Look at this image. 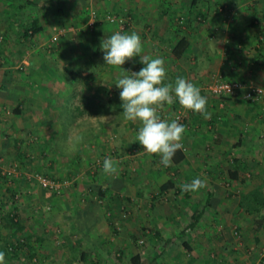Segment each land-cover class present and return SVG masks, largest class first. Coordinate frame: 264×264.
<instances>
[{
  "label": "crops",
  "instance_id": "crops-1",
  "mask_svg": "<svg viewBox=\"0 0 264 264\" xmlns=\"http://www.w3.org/2000/svg\"><path fill=\"white\" fill-rule=\"evenodd\" d=\"M91 11L115 22L90 30ZM115 32H136L142 55L164 60L165 84L181 77L207 98L210 119L178 100L162 109H184L190 124L181 141L187 151L169 167L135 141L141 122L122 115L116 83L145 65L139 56L122 68L105 64L101 43ZM213 76L264 89V0H0V178L4 158L21 164L20 194L39 192L46 235L52 241L58 230L66 247L75 243L72 264H130L134 256L143 264L254 261L264 247V101H246L245 89L212 96L205 87ZM75 131L84 140L69 151ZM105 158L117 174L103 173ZM36 173L69 184L55 194L38 185ZM194 178L207 186L182 192L179 185ZM13 191L15 183L0 187V211L14 220L0 219V242L11 239L5 244L20 232L15 203L3 205ZM47 255L57 262V251ZM69 255L60 253L59 264H71ZM6 261L17 260L6 254Z\"/></svg>",
  "mask_w": 264,
  "mask_h": 264
},
{
  "label": "clouds",
  "instance_id": "clouds-1",
  "mask_svg": "<svg viewBox=\"0 0 264 264\" xmlns=\"http://www.w3.org/2000/svg\"><path fill=\"white\" fill-rule=\"evenodd\" d=\"M101 49L104 53L103 60L108 66L122 68L126 61H131L136 56H139L140 63L145 65L139 72L123 75L116 83V86L122 89V115L126 121L141 122L142 126L135 141H139L144 151L149 155L158 154L164 167L171 166L177 151L184 148L181 141L186 130L178 120L162 119L158 115V109L178 100L182 108L199 113L204 119H210L212 114L207 111V98L201 95L198 87L184 78L177 77L174 84H165L164 60L142 55L141 38L136 32H115L102 40ZM104 122H108L107 117H104ZM83 140L81 132H73L68 140V150L76 151ZM117 172L116 162L112 158H105L103 173L113 176ZM206 186V182L200 178L179 185L181 191L186 193L198 192ZM0 264H7L3 251H0Z\"/></svg>",
  "mask_w": 264,
  "mask_h": 264
},
{
  "label": "rangeland",
  "instance_id": "rangeland-1",
  "mask_svg": "<svg viewBox=\"0 0 264 264\" xmlns=\"http://www.w3.org/2000/svg\"><path fill=\"white\" fill-rule=\"evenodd\" d=\"M224 8H226L224 6ZM222 8V9H224ZM225 10V9H224ZM62 143L63 144V141H59L58 144ZM66 146L68 147V143H66ZM5 160L7 159L8 162H5V164L3 165V168L1 169V175H2V178H0V187L2 189L4 188H7V186H10L12 187L13 184L15 183V191L14 194H15V198L13 196V194H9L10 196V199L9 200H4V203L3 205H6L7 208H11V205L13 204V202L15 203V208H17V211L15 209V218L17 219L16 222H18V226H21L23 228L22 231L20 232H16L15 233V239L13 241H19L21 243H26L30 246H32L33 248V254H34V258L32 260H28V255H29V252L26 251L25 249H18L16 251V254L18 255V257H20L21 259H23V264H49L46 257L49 256L47 254H49V251L51 250V248L54 250V251H57V256L54 258L53 255H51V258L54 260V261H57V262H54L52 264H59V260L57 259L59 257V254L60 253H63V252H66L68 254H70L68 257H69V261H71V264L74 263V260L76 258V251L77 249L74 248L75 247V243H70L68 244L69 246L73 247V249H71V247H66V244L65 242H62L61 238H60V235H59V232L58 230L53 234L51 235L52 241H49V237L47 235H50L49 232H46V227L44 226V210H43V201H41L42 197H40V195L38 194L39 192L35 189H37V187L35 189L32 188V190H35V192L33 193L34 195H30V196H24L23 194H20V190H18V186L20 184L17 183L18 180L16 178V174L17 173H20V170L22 171V167H21V164H19V162H15V164H10V160H8L9 158L6 157L4 158ZM15 165V166H14ZM11 170H14V174L11 175L10 177H7L6 175H4V173H6L7 171H11ZM19 170V171H18ZM42 172V169L41 171ZM35 175V174H34ZM44 175V174H43ZM45 176V175H44ZM56 180H60L59 178L56 179ZM11 182V184H9ZM229 184V186L227 187L232 193L230 195H232L234 198H239L241 196V192H239L237 189H232L231 187V184L230 183H227ZM31 190V192H32ZM12 192V189L11 191ZM32 199H34V204H35V200H36V205H34V207L32 206ZM20 204H26L27 207H30L29 210L27 211H20L19 210V205ZM29 205V206H28ZM0 219H3L4 220H8L11 218V216H9L12 212L11 211H7V210H3V211H0ZM1 221V220H0ZM3 222H0V225L2 224ZM34 226V227H30V228H34V231L33 230H30L28 231V226ZM117 226V225H116ZM117 228V227H116ZM235 229V228H233ZM15 230H16V226H15ZM139 231V229L137 228V232ZM30 233H33L36 235V236H39V237H42V238H45V240H48L47 242H38L36 244H33L31 240H28L27 239V235ZM47 234V235H46ZM233 234L235 237H238V232L237 230H233ZM55 235V236H54ZM48 238V239H47ZM137 238L141 239V238H144L143 236H140V233L138 232L137 233ZM114 239H120V240H124L125 238H114ZM138 239V240H139ZM11 239L7 238L5 239V241L3 240L1 243H4V242H9ZM65 241V240H64ZM142 241H140L141 243ZM139 243V244H140ZM138 244V242H137ZM4 245V244H3ZM36 249H35V248ZM24 248V247H23ZM59 253V254H58ZM14 264H22L20 263L18 260L15 261V262H12ZM12 263H8L7 264H12Z\"/></svg>",
  "mask_w": 264,
  "mask_h": 264
},
{
  "label": "built area",
  "instance_id": "built-area-1",
  "mask_svg": "<svg viewBox=\"0 0 264 264\" xmlns=\"http://www.w3.org/2000/svg\"><path fill=\"white\" fill-rule=\"evenodd\" d=\"M222 12V9L219 10ZM98 22H115V18L109 14L101 17L96 11H91L89 19L86 23L88 29H93ZM57 38H53L56 41ZM206 90L215 97L232 98L236 96L241 90L245 89L244 99L248 102L264 101V89L255 85L245 86L242 82L224 80L219 76H213L210 82L206 85ZM158 115L165 120H178L179 123L185 126V130L190 129L188 113L182 108L173 109L172 113L162 109H158ZM187 148L184 147L182 152L185 153ZM136 153V150H133ZM14 174V170L4 173L7 177ZM35 181L38 185L50 192L59 194L68 184V180H54L47 176L36 173L34 175ZM229 185H227L228 187ZM142 243V242H141ZM246 264H264V247L260 248L257 258L254 261L247 262Z\"/></svg>",
  "mask_w": 264,
  "mask_h": 264
},
{
  "label": "trees",
  "instance_id": "trees-1",
  "mask_svg": "<svg viewBox=\"0 0 264 264\" xmlns=\"http://www.w3.org/2000/svg\"><path fill=\"white\" fill-rule=\"evenodd\" d=\"M182 46V42L179 43L178 47ZM176 155L178 156L176 158ZM175 157L173 158V163H177L179 160H181L183 158L182 156V151H177ZM230 175L233 176V178L236 176V173L235 172H230ZM261 205V204H260ZM249 210V209H247ZM10 221L12 223H14V220L13 218H10ZM15 226H16V231H22L23 228L22 227H18V223L15 221ZM28 239V238H27ZM24 247V248H23ZM3 252H5V254H14L15 255V259L20 261L21 263H24L23 262V259H21L20 257H18V255L16 254V251L18 249H25L26 251L29 252V255H28V260H32L35 256L33 254V248L32 246L26 244V243H21L19 241H12L10 244L8 243H4L3 247L1 248ZM86 261V260H84ZM130 264H143L141 262V259L139 256H134L130 259Z\"/></svg>",
  "mask_w": 264,
  "mask_h": 264
}]
</instances>
